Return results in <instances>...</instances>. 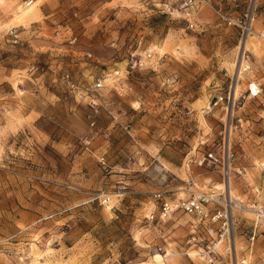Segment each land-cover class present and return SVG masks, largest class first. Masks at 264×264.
Segmentation results:
<instances>
[{"label":"rangeland","instance_id":"374dc122","mask_svg":"<svg viewBox=\"0 0 264 264\" xmlns=\"http://www.w3.org/2000/svg\"><path fill=\"white\" fill-rule=\"evenodd\" d=\"M236 3L255 5L259 31L264 0ZM201 19L192 30L151 0H0V264H205L187 242L190 215L175 213L161 230L142 217L157 189L186 197L187 175L198 190L220 184L182 162L225 115L247 173L233 177L232 194L263 203L264 43L252 35L244 49L236 28L208 10ZM144 50L155 64L127 71ZM250 81L261 83L258 96L207 111L214 94L237 85L238 97ZM236 213L237 264H264V218Z\"/></svg>","mask_w":264,"mask_h":264},{"label":"built area","instance_id":"2783aa9c","mask_svg":"<svg viewBox=\"0 0 264 264\" xmlns=\"http://www.w3.org/2000/svg\"><path fill=\"white\" fill-rule=\"evenodd\" d=\"M31 1V0H26ZM237 0H151L152 9L159 14L169 17L180 18L186 23V27L192 30H202L205 21L201 16L204 11L212 12L217 24H224L234 27L244 36L252 30V20L254 19L255 5L247 7L243 12L237 11ZM232 3L230 6L228 4ZM12 31V30H11ZM16 40V33H13ZM258 38L264 43V24L257 31ZM90 55V53L88 54ZM264 59V51L262 55ZM151 53L144 50L142 53L132 54L127 62V71L152 67ZM255 82V81H254ZM256 83V82H255ZM103 85L102 77H97L89 87L90 103L96 104V93ZM231 87V85H230ZM261 83H256V89L251 87V81L238 97H235V87L231 95V89L227 93L214 94L209 100L207 111L215 105L226 101L228 106H233L235 100L256 97L262 92ZM96 109V108H95ZM221 124L216 132L211 134L201 133L196 142L187 151L182 164L187 169L190 166L201 167L203 169L216 172L221 177L223 189L219 190L215 184L208 190H198L193 188L195 180L192 175L185 178L188 184V195L186 197L169 198L164 190L157 189L152 192L153 205L142 219L149 226L161 230L162 225L168 222L175 213H184L192 217L189 222V247L198 249L199 254L205 264H237V244L235 240V228L237 226V213L251 208L257 217L264 216V201L258 203L253 198L251 203L242 201L230 194V178L241 177L245 179L244 166L236 162V156L232 144L233 123L227 115L220 118ZM94 120H91V124ZM122 194L118 190L117 195ZM106 197L102 202H106ZM141 219V218H138ZM259 228L253 222L250 234L247 237L246 247L251 245ZM261 231L263 229H260ZM164 237V236H163ZM239 248L243 244H239ZM161 245L158 249H162ZM189 256V255H188ZM245 259H241L244 261Z\"/></svg>","mask_w":264,"mask_h":264},{"label":"bare ground","instance_id":"6f19581e","mask_svg":"<svg viewBox=\"0 0 264 264\" xmlns=\"http://www.w3.org/2000/svg\"><path fill=\"white\" fill-rule=\"evenodd\" d=\"M254 33V34H253ZM252 35H255V36H257L258 37V35H257V31H255V30H251V31H249L247 34H246V36L243 38V39H241V41H240V44H243V46H242V48H244V49H247V47L248 46H251V42H252V40L250 39V36H252ZM258 45V44H257ZM256 49L257 50H260L259 49V47H256ZM245 63H248L246 60H242V58H241V60H240V63H239V67L238 66H235V70L236 71H239L240 73H241V75H242V72L243 71H247L249 68H250V65H246ZM247 69V70H246ZM237 85L235 86V89L237 90ZM251 87H252V89L253 90H255L256 89V83L254 82V81H251ZM236 90H235V92H236ZM209 106V104L207 105V107ZM245 178H247V173H245ZM233 177L232 178H230V187H229V189H230V194L232 195V196H235V195H233L232 194V183H233ZM215 186H222V188H218L219 190H222L223 189V183H220L219 185H215ZM234 192V191H233ZM257 192H260L259 191V188L257 189ZM236 197V196H235ZM237 198V197H236ZM242 201H244V200H242ZM248 210H250L253 214H254V211L251 209V208H246L244 211H242V212H246V211H248ZM258 218H260V217H258ZM261 218H264V216L263 217H261ZM157 259L159 258V256H157L156 257Z\"/></svg>","mask_w":264,"mask_h":264},{"label":"crops","instance_id":"0c3cea01","mask_svg":"<svg viewBox=\"0 0 264 264\" xmlns=\"http://www.w3.org/2000/svg\"><path fill=\"white\" fill-rule=\"evenodd\" d=\"M237 198H239V197H237Z\"/></svg>","mask_w":264,"mask_h":264}]
</instances>
